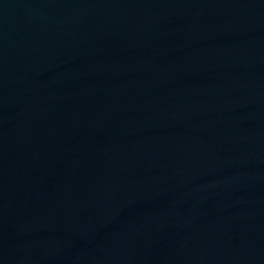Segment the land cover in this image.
<instances>
[{
  "label": "water",
  "instance_id": "obj_1",
  "mask_svg": "<svg viewBox=\"0 0 264 264\" xmlns=\"http://www.w3.org/2000/svg\"><path fill=\"white\" fill-rule=\"evenodd\" d=\"M0 264H264V0H0Z\"/></svg>",
  "mask_w": 264,
  "mask_h": 264
}]
</instances>
